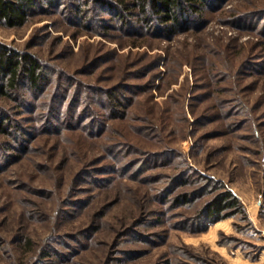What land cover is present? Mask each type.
I'll use <instances>...</instances> for the list:
<instances>
[{
	"label": "rangeland",
	"instance_id": "1",
	"mask_svg": "<svg viewBox=\"0 0 264 264\" xmlns=\"http://www.w3.org/2000/svg\"><path fill=\"white\" fill-rule=\"evenodd\" d=\"M107 1L0 23L48 73L0 98V264H264V0L170 36ZM226 189L241 207L207 218Z\"/></svg>",
	"mask_w": 264,
	"mask_h": 264
},
{
	"label": "trees",
	"instance_id": "2",
	"mask_svg": "<svg viewBox=\"0 0 264 264\" xmlns=\"http://www.w3.org/2000/svg\"><path fill=\"white\" fill-rule=\"evenodd\" d=\"M46 1L53 3L54 0H0V23L8 27L21 26L42 8ZM208 1L110 0L105 3L115 9L124 25H132L130 16L138 13L142 23L151 26L155 19L154 26L163 34L166 33L165 36H170L180 30L189 29L190 17L193 14H201ZM47 76L44 64L35 54L19 50L0 40V98H18L27 88L33 93L40 92L45 87ZM3 114H0V130L7 132L14 121L9 114H5L7 123H4ZM234 207H241L239 199L233 191L226 189L216 194L204 211L207 218L219 219L225 215L223 211Z\"/></svg>",
	"mask_w": 264,
	"mask_h": 264
}]
</instances>
